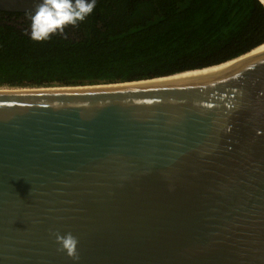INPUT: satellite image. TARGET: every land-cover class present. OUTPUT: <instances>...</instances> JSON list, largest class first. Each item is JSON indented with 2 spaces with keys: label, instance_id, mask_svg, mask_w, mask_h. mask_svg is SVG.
<instances>
[{
  "label": "water",
  "instance_id": "95a60500",
  "mask_svg": "<svg viewBox=\"0 0 264 264\" xmlns=\"http://www.w3.org/2000/svg\"><path fill=\"white\" fill-rule=\"evenodd\" d=\"M188 72L0 93V264H264V53Z\"/></svg>",
  "mask_w": 264,
  "mask_h": 264
},
{
  "label": "trees",
  "instance_id": "16d2710c",
  "mask_svg": "<svg viewBox=\"0 0 264 264\" xmlns=\"http://www.w3.org/2000/svg\"><path fill=\"white\" fill-rule=\"evenodd\" d=\"M29 32L28 13L0 12V88L122 84L233 63L264 44V5L100 0L65 36L36 42Z\"/></svg>",
  "mask_w": 264,
  "mask_h": 264
},
{
  "label": "clouds",
  "instance_id": "9594fccd",
  "mask_svg": "<svg viewBox=\"0 0 264 264\" xmlns=\"http://www.w3.org/2000/svg\"><path fill=\"white\" fill-rule=\"evenodd\" d=\"M97 0H39L34 11L30 12V39L45 42L54 35L65 36V30L77 27L91 16ZM259 134V133H258ZM59 250L66 253L74 262L78 261V239L71 233L55 234Z\"/></svg>",
  "mask_w": 264,
  "mask_h": 264
},
{
  "label": "bare ground",
  "instance_id": "6f19581e",
  "mask_svg": "<svg viewBox=\"0 0 264 264\" xmlns=\"http://www.w3.org/2000/svg\"><path fill=\"white\" fill-rule=\"evenodd\" d=\"M262 2L264 3L263 0H262ZM253 51H251L252 53L249 52L251 54L247 53L249 55L245 54L247 56H245V57H243V58H241V59H239V60H237V61H235L233 63H231L233 61L232 60V61L226 62V63H224L222 65H219V66L207 68L205 70L196 71V72H188V73H195V74L200 75V74H209V73H212V72L219 71V70L224 69L226 67H229V66H231V65H233V64H235V63H237L239 61H242V60L248 59L250 57L259 55L261 53H264V44L261 45L260 47L256 48V49H254ZM234 60H236V59H234ZM50 90H53L55 92L59 91V89H38V88L20 89V88H7V87H2V88H0V93H49L48 91H50Z\"/></svg>",
  "mask_w": 264,
  "mask_h": 264
},
{
  "label": "rangeland",
  "instance_id": "374dc122",
  "mask_svg": "<svg viewBox=\"0 0 264 264\" xmlns=\"http://www.w3.org/2000/svg\"><path fill=\"white\" fill-rule=\"evenodd\" d=\"M53 88H55V87H53Z\"/></svg>",
  "mask_w": 264,
  "mask_h": 264
}]
</instances>
